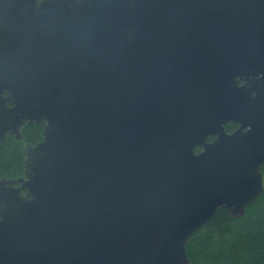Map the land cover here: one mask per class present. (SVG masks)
<instances>
[{
    "label": "water",
    "instance_id": "1",
    "mask_svg": "<svg viewBox=\"0 0 264 264\" xmlns=\"http://www.w3.org/2000/svg\"><path fill=\"white\" fill-rule=\"evenodd\" d=\"M25 123L0 264H193L264 190V0H0V142Z\"/></svg>",
    "mask_w": 264,
    "mask_h": 264
},
{
    "label": "trees",
    "instance_id": "2",
    "mask_svg": "<svg viewBox=\"0 0 264 264\" xmlns=\"http://www.w3.org/2000/svg\"><path fill=\"white\" fill-rule=\"evenodd\" d=\"M43 128L35 123L24 125L21 139L8 134L0 142L2 177L16 179L24 175V148L43 139ZM187 253L193 264H264V190L246 207L242 217L219 210L190 237Z\"/></svg>",
    "mask_w": 264,
    "mask_h": 264
},
{
    "label": "flooded vegetation",
    "instance_id": "3",
    "mask_svg": "<svg viewBox=\"0 0 264 264\" xmlns=\"http://www.w3.org/2000/svg\"><path fill=\"white\" fill-rule=\"evenodd\" d=\"M231 124H233L234 125V127H231L230 129H229V126L231 125ZM24 125H27L26 123L24 124ZM23 125V126H24ZM22 126V127H23ZM21 127V128H22ZM237 127H238V124H236V123H227L226 125H225V128L227 129V131L228 132H233V131H235L236 129H237ZM215 139V136H209L208 137V141H212V140H214ZM202 149L200 148V147H196V149H195V151L196 152H200Z\"/></svg>",
    "mask_w": 264,
    "mask_h": 264
}]
</instances>
